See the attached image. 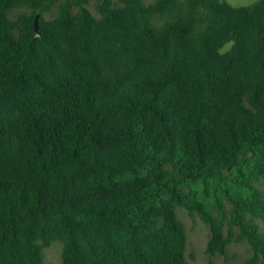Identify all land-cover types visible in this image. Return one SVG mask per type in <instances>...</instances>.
Here are the masks:
<instances>
[{"label": "trees", "instance_id": "16d2710c", "mask_svg": "<svg viewBox=\"0 0 264 264\" xmlns=\"http://www.w3.org/2000/svg\"><path fill=\"white\" fill-rule=\"evenodd\" d=\"M177 207L264 264V0H0V264H194Z\"/></svg>", "mask_w": 264, "mask_h": 264}, {"label": "rangeland", "instance_id": "374dc122", "mask_svg": "<svg viewBox=\"0 0 264 264\" xmlns=\"http://www.w3.org/2000/svg\"><path fill=\"white\" fill-rule=\"evenodd\" d=\"M229 3L234 8L248 7L259 0H221ZM232 44L227 45L222 52L226 53ZM178 218L184 224L188 234L187 259L194 264H240L245 258L251 256L252 249L247 241L236 244L232 243L228 248V256L217 255L210 257L206 250L210 240V228L197 215L190 216L189 212L177 207ZM62 243L55 242L44 252L45 262L47 264H62L61 253ZM192 256L195 257L192 260Z\"/></svg>", "mask_w": 264, "mask_h": 264}, {"label": "water", "instance_id": "95a60500", "mask_svg": "<svg viewBox=\"0 0 264 264\" xmlns=\"http://www.w3.org/2000/svg\"><path fill=\"white\" fill-rule=\"evenodd\" d=\"M36 30H37V32H39L38 22H36Z\"/></svg>", "mask_w": 264, "mask_h": 264}]
</instances>
